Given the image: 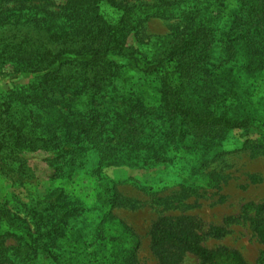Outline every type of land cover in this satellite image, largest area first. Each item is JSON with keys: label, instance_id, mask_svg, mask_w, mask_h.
<instances>
[{"label": "trees", "instance_id": "trees-1", "mask_svg": "<svg viewBox=\"0 0 264 264\" xmlns=\"http://www.w3.org/2000/svg\"><path fill=\"white\" fill-rule=\"evenodd\" d=\"M55 1L0 0V70L30 75L0 93V182L32 185L29 152L49 155L53 178L102 180L106 167L171 162L188 137L206 151L207 141L250 126L241 106L239 115L230 109L245 89L241 73L264 69V0ZM155 17L176 19L174 31L141 36ZM99 189L88 206L62 188L32 194L29 222L0 200V264H140L138 242L112 213L122 202L116 188ZM251 225L264 245V220ZM225 233L183 217L154 220L148 245L156 264H181L184 253L247 264L236 249L203 243Z\"/></svg>", "mask_w": 264, "mask_h": 264}, {"label": "rangeland", "instance_id": "rangeland-1", "mask_svg": "<svg viewBox=\"0 0 264 264\" xmlns=\"http://www.w3.org/2000/svg\"><path fill=\"white\" fill-rule=\"evenodd\" d=\"M177 22L176 19L151 18L140 35L153 40L173 32ZM128 41L135 44V36L131 35ZM29 78V74L17 73L12 65L6 64L0 70V93L26 83ZM131 81L135 83L136 79ZM239 81L245 89L240 91L238 101L234 100L237 104L231 105L230 114L237 115L241 106L250 126L229 130L220 138L207 141L206 151L199 147L203 141L188 137L185 143L190 147L176 155L169 153L171 162H156L146 167H106L102 180L83 173L69 179L53 178L46 163L49 155L43 151L29 152L26 157L35 176L34 182L25 189L8 178L2 179L0 200L29 222L24 205L32 194L43 197L53 188H62L88 206L95 202L99 188L114 186L122 202L112 213L129 226L126 235H131L130 241L138 242L140 264H156L148 245L150 224L162 219L166 225H177L182 217L188 221L199 220L204 226L225 228L226 233L221 237H205L206 246L230 247L238 250L247 264H264V245L251 225L256 219L264 220V69L252 76L242 72ZM143 84V88L147 85L151 88L154 82ZM6 243L13 245L16 240L8 237ZM181 264L204 263L184 253Z\"/></svg>", "mask_w": 264, "mask_h": 264}]
</instances>
